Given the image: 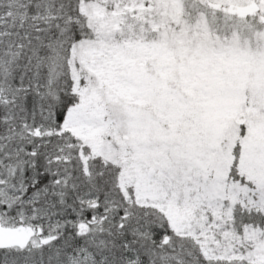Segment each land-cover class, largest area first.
<instances>
[{
  "label": "snow or ice",
  "instance_id": "1",
  "mask_svg": "<svg viewBox=\"0 0 264 264\" xmlns=\"http://www.w3.org/2000/svg\"><path fill=\"white\" fill-rule=\"evenodd\" d=\"M0 264H264V0H0Z\"/></svg>",
  "mask_w": 264,
  "mask_h": 264
}]
</instances>
